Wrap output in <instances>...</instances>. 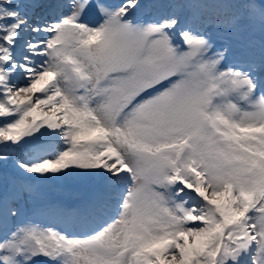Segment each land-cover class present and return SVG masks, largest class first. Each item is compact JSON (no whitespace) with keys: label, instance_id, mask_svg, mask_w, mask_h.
<instances>
[{"label":"snow or ice","instance_id":"1","mask_svg":"<svg viewBox=\"0 0 264 264\" xmlns=\"http://www.w3.org/2000/svg\"><path fill=\"white\" fill-rule=\"evenodd\" d=\"M0 264H264V0H0Z\"/></svg>","mask_w":264,"mask_h":264},{"label":"rangeland","instance_id":"2","mask_svg":"<svg viewBox=\"0 0 264 264\" xmlns=\"http://www.w3.org/2000/svg\"><path fill=\"white\" fill-rule=\"evenodd\" d=\"M46 199L37 201V209L44 208L49 202L72 201L82 191V186L74 183L52 184L45 187ZM38 222L48 223L46 216L38 215Z\"/></svg>","mask_w":264,"mask_h":264}]
</instances>
